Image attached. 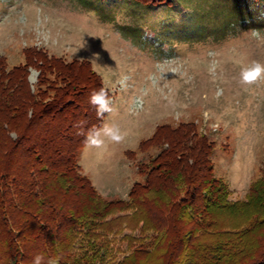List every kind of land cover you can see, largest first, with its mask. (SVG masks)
Instances as JSON below:
<instances>
[{"label":"trees","instance_id":"trees-1","mask_svg":"<svg viewBox=\"0 0 264 264\" xmlns=\"http://www.w3.org/2000/svg\"><path fill=\"white\" fill-rule=\"evenodd\" d=\"M23 59L12 67L0 59V264H32L36 255L43 264H106L109 235L123 226L140 237L128 238L131 255L114 264H264V171L245 200L232 202L215 175L214 142L193 123L164 124L140 143L159 149L139 163L142 182L127 200H106L78 162L104 124L89 104L105 88L101 77L87 61L36 49ZM35 67L39 87L55 76L53 97L31 90Z\"/></svg>","mask_w":264,"mask_h":264},{"label":"rangeland","instance_id":"rangeland-1","mask_svg":"<svg viewBox=\"0 0 264 264\" xmlns=\"http://www.w3.org/2000/svg\"><path fill=\"white\" fill-rule=\"evenodd\" d=\"M27 49L89 62L108 90L104 124L78 157L104 199L127 200L142 182L139 163L159 149L141 151L140 143L164 124L193 123L214 142L215 175L228 185L230 201L245 200L261 178L264 71L252 69L264 68V6L252 0L144 7L132 0H0V59L9 67L24 64ZM37 68L28 69L31 90L53 97L55 76L39 87ZM114 233L106 264L129 257L128 238L140 237L125 226Z\"/></svg>","mask_w":264,"mask_h":264},{"label":"clouds","instance_id":"clouds-1","mask_svg":"<svg viewBox=\"0 0 264 264\" xmlns=\"http://www.w3.org/2000/svg\"><path fill=\"white\" fill-rule=\"evenodd\" d=\"M254 72L264 71V68L259 66L252 69ZM89 104L93 106L96 110L97 116L102 118L104 114L109 111L110 101L108 98V93L105 88H101L97 91H93L89 96ZM109 135L112 139H118L119 137L113 134L112 130H109ZM44 257L42 255H36L33 258L32 264H43ZM48 264H52L51 260L48 261Z\"/></svg>","mask_w":264,"mask_h":264},{"label":"snow or ice","instance_id":"snow-or-ice-1","mask_svg":"<svg viewBox=\"0 0 264 264\" xmlns=\"http://www.w3.org/2000/svg\"><path fill=\"white\" fill-rule=\"evenodd\" d=\"M255 75H256V73H252V74H250V75L247 77V79L251 80Z\"/></svg>","mask_w":264,"mask_h":264}]
</instances>
